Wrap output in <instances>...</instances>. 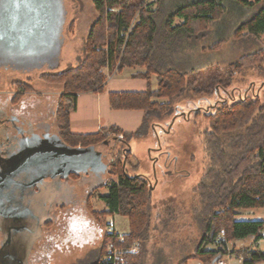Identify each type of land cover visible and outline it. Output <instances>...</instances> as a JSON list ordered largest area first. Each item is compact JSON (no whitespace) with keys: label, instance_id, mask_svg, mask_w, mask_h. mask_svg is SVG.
<instances>
[{"label":"trees","instance_id":"trees-1","mask_svg":"<svg viewBox=\"0 0 264 264\" xmlns=\"http://www.w3.org/2000/svg\"><path fill=\"white\" fill-rule=\"evenodd\" d=\"M92 4L97 17L85 38L80 63L60 71L45 70L40 76L46 83L62 86L55 120L57 133L68 146L98 145L111 137L116 140L109 171L118 178L106 184L109 191L101 195L107 209L96 212L88 204L89 211L94 216H126L129 232L123 234L125 240L120 246L129 248L139 241L141 249L127 253L126 257L127 264H142V250L151 223L153 184L144 175H128L126 163L132 155L131 140L155 131L156 118L177 116L175 104L179 100L189 97L193 102V97L203 95L200 99L207 101L204 108L196 105L194 109L197 116L203 111L210 122L203 140L204 174L195 188L202 204L203 235L194 253L178 264H188L193 257L203 264H215L214 260L224 251L221 245L230 242L232 252L244 256L245 264L264 262L263 251H248L234 245L250 237L258 239L264 232V220L235 219L237 210L264 207V102L259 98L261 91L251 96L248 93L236 96L229 90L234 76L243 69L264 70V45L227 67L217 66L207 78L196 65L195 57L203 49L220 46L228 35L235 39L252 38L260 43V35L264 33L263 0H92ZM232 10L236 13L233 26L229 20ZM225 22L232 31L217 37L210 45L202 43L212 28L224 29ZM136 66L144 71L133 77L145 79L148 88L111 91L108 95L113 110L143 111L139 127L131 132L117 125L93 133L74 132L70 118L77 107L78 94L104 93L105 70ZM153 74L158 80L155 91L150 87ZM30 80L14 81L17 92L13 102H19L26 92L33 90ZM222 91L228 96H223ZM156 98L169 101L159 102ZM222 231L224 240L218 241ZM109 239L107 235L106 242ZM106 242L98 258L88 264H101ZM205 244H216L218 248L208 250Z\"/></svg>","mask_w":264,"mask_h":264},{"label":"rangeland","instance_id":"rangeland-1","mask_svg":"<svg viewBox=\"0 0 264 264\" xmlns=\"http://www.w3.org/2000/svg\"><path fill=\"white\" fill-rule=\"evenodd\" d=\"M62 1L66 16L64 15L62 23L64 41L61 45L59 60L55 57L49 60H38L31 64H41V68H32L33 65L30 70H23L21 67L14 68L6 64L0 65V100H2L0 101V115L2 117L5 113L7 114L5 110L8 108V113L12 114L9 115L11 118L13 115L18 116V123L21 127L24 124L22 121L27 120V135L31 133L29 129L35 128L34 133L36 134L31 133L34 137L26 141L29 145H34L39 139L49 138L53 134L58 135L55 111L63 89L61 85L44 82L40 76L45 70L60 71L70 66L75 67L80 63L84 56L85 38L97 17L92 0ZM235 19L236 13L232 10L229 17L232 26ZM72 21H74V27L70 28ZM223 25L224 29L222 27L212 28L209 36L202 43L210 45L212 41L214 43L217 40V37L232 31V27H228L226 22ZM259 41L260 43L252 38L235 39L233 35H228L220 46L215 49H203L197 56L195 55L196 62H198L196 65L207 78L214 73V68L217 66L227 67L242 55L264 45V33L260 35ZM57 61L59 64H55ZM42 64L51 66H42ZM105 71L107 81L104 93L99 94L98 98L92 92L80 95L79 110L72 114L75 131L89 133L97 131L99 118L104 119L108 127L117 125L129 132L135 129L134 117L126 118L124 114H118L110 109L108 93L122 90H146L147 81L132 76L133 73L144 71V69L136 66L123 70L116 68L113 71ZM16 80H30V85L33 86V90L26 92L17 103L13 102L17 92L16 85L13 84ZM150 86L154 90L158 88L157 75L151 76ZM261 87H264V70L259 67L246 68L234 76L233 85L229 90L234 91L236 96H240L241 93L244 95L248 93V96H251L256 91L257 93L261 91L259 98L264 102V88ZM8 93L10 97H6ZM222 93L223 96H228L223 91ZM201 96L193 97V102L189 97L179 100L175 104L176 108L182 111L179 115L156 118L155 132L152 131L147 137L131 140L132 155L126 163L127 173L129 176L144 175L153 184L151 223L148 229L149 235L142 250L144 254L142 264H178L181 259L194 253L195 247L202 238L203 226L200 215L202 204L195 193V188L204 174L206 158L203 140L204 132L210 128V122L203 111L197 116L194 110L196 105L204 108L207 103L205 99H200ZM4 97L6 98L3 99ZM6 99L9 101L5 102ZM87 99L88 102L83 104ZM156 100L169 101L168 98H156ZM228 100L231 101V98L229 97ZM139 114L142 116V112ZM5 119L0 118L6 123L8 117L6 116ZM9 121L11 126L14 125L13 121ZM12 132L15 133V129ZM109 170L110 166L103 175V180L98 182L84 180L83 178L88 175L81 173V181H79L80 178L76 180L72 188L74 196L70 202L64 206H52L53 210L47 207L40 211V216L49 215L51 221L45 225L41 235H36L31 242L34 249L30 264H33L39 257L44 258L45 263H49L52 256L64 257L66 260L60 261L62 264H69L71 259H73L71 264H88L96 255L99 256L106 242L108 222L115 219L116 229L119 232L129 229L126 216L122 217L119 214L94 216L89 211L88 204L94 211L102 210L106 206L105 202L99 198V193H107L109 189L106 183L117 181L118 178ZM94 184L97 188L91 192L90 187L93 188ZM262 210L264 209L242 210L237 219H264ZM24 219L30 222L36 221L29 214L25 215ZM0 222H2L0 238L3 237L4 225L13 228V232L16 231L15 220L6 218L0 219ZM100 233L102 235L98 237ZM51 241H53L56 252L54 247L49 245ZM44 246L51 247V251H44L43 249H46ZM228 246L231 249L232 243L230 242ZM80 255L82 257L78 258ZM188 264L203 263L193 257L189 259ZM232 264H238V260L234 259Z\"/></svg>","mask_w":264,"mask_h":264},{"label":"water","instance_id":"water-1","mask_svg":"<svg viewBox=\"0 0 264 264\" xmlns=\"http://www.w3.org/2000/svg\"><path fill=\"white\" fill-rule=\"evenodd\" d=\"M64 15L62 0H0V65L30 70L41 68L31 64L38 60H59ZM115 141L111 137L98 145L71 147L56 134L34 145L22 141L19 149L0 157V191L21 188L16 177L22 174L31 175V187L72 172L100 176L113 159Z\"/></svg>","mask_w":264,"mask_h":264},{"label":"crops","instance_id":"crops-1","mask_svg":"<svg viewBox=\"0 0 264 264\" xmlns=\"http://www.w3.org/2000/svg\"><path fill=\"white\" fill-rule=\"evenodd\" d=\"M126 68H133V67H126ZM135 73H133V75ZM140 79H143V78H140ZM152 90L155 91L154 89ZM9 94L10 93H8L6 97H10ZM82 94L84 93L78 94L77 107L74 111L71 112L70 124H71V129L76 133H89L86 131H75V129L73 128L72 114H74L75 112L79 110V106H80L79 99H80V95ZM93 94L95 95V97L98 98L99 94H102V93H93ZM6 97H4L3 99H5ZM92 97H90V99ZM108 98H109V95H108ZM6 101H9V100L6 99L5 102ZM87 102H88V99L84 101L83 104ZM109 107H110V103H109ZM111 110L114 112H117L118 114L120 113L124 114L126 118L134 117V119L136 120V123H135L136 127L132 131L136 130L142 122L143 111L141 110H113V109ZM6 111H7V114L5 113ZM5 112H4L5 113L4 116L1 117L0 115V118L1 119L3 118L4 120H6L5 119L6 116L8 117V120L6 121V123L0 120V157H7L10 154V152L16 151L19 146L18 145L16 146V148H12V149L10 148L9 150V142L12 141V135L16 136V134L12 132V130L15 129V127L13 125L11 126V122L9 121L10 120L9 115H12V114L8 113V108H6ZM141 112H142V116L139 114ZM103 120L104 119L99 118V124L97 127V131L102 127H108L105 125ZM150 133H152V131ZM18 138H20L19 134H18ZM14 141L15 140H13V142ZM104 174L105 173L101 174L100 176L96 174H92V175L87 174L88 176H85L83 179L88 180L89 182H94V181L98 182L100 180H103L102 177ZM80 175H81L80 173L72 172L69 174L60 175L58 177H55L52 180H45L43 183L34 185L32 187L31 185L27 184V185H24L21 189L16 188L15 194L10 193L7 187L3 188L0 191V219L11 218L16 221V224H15L16 231L15 232H13V228H9V226L4 225V230H3V235H2L3 237L0 238V264H30V257L33 254L32 251L34 249L32 248L31 242L36 235H41V232L44 229L45 225H47L48 222L51 221L49 215L40 216V211L46 209L47 207H50L53 210L52 206H58V205L64 206L66 203L70 202L72 197L74 196V191L72 190V188L75 185L76 180L80 178ZM81 179L82 178H80L79 181H81ZM30 182L31 181H29V184ZM96 188H97L96 184H94L93 188L90 187L91 192H93ZM107 193H104V194H107ZM104 194L99 193V198H101V195H104ZM86 200H88V198H86ZM258 208L264 209V207H258ZM258 208L237 210L235 219L238 221L264 220L261 218L259 219H253V218L237 219V216L240 213V211L242 210L250 211V210H255ZM106 209H107V206H105V208L102 210H96V211H105ZM262 211L264 212V210ZM27 214L34 217L36 221L30 222V220H25L24 217ZM122 217H125V216H122ZM110 222H108V224ZM113 222H116V220L114 219ZM1 225H2V222H0V226ZM128 232H129V229L127 231H122L119 233L127 234ZM101 235H102L101 233L100 235L98 234V237H101ZM105 236H106V230L103 234L104 238ZM200 241H201V238H200ZM49 245H52L54 247L53 241L49 242ZM234 245H236L237 248H247L248 251L259 250V251L264 252V232L262 233V237L258 239H254L250 237L244 240H239L236 243H234ZM44 247L46 248V246ZM53 247H52V250H53ZM204 247L205 249H208V250H214L218 248V245L205 244ZM232 247H233V244H232ZM43 250L46 252L51 251V247H48ZM54 250H55V247H54ZM80 257L82 256L81 255L78 256V258ZM97 258L98 256L96 255L93 260H96ZM242 258H243L242 262L238 261V264H245L244 256ZM44 260H45L44 258L39 257V259L35 260L33 264H62L61 262L66 259L64 257L60 258L57 256L56 257L52 256L49 263H45ZM72 261L73 259L70 260L69 264H71ZM256 264H264V262H259Z\"/></svg>","mask_w":264,"mask_h":264},{"label":"built area","instance_id":"built-area-1","mask_svg":"<svg viewBox=\"0 0 264 264\" xmlns=\"http://www.w3.org/2000/svg\"><path fill=\"white\" fill-rule=\"evenodd\" d=\"M107 235H110V239L106 242L104 254L101 257V264H127L126 254L130 252H137L139 250L140 242L137 241L129 248H124L120 244L125 240L123 234L119 233L116 229L115 222L108 224ZM218 241L224 240V232L222 231L217 238ZM227 243L225 246L221 245L224 251H222L215 264H232L234 259L242 262L243 258L240 254L232 252ZM220 246V247H221Z\"/></svg>","mask_w":264,"mask_h":264},{"label":"flooded vegetation","instance_id":"flooded-vegetation-1","mask_svg":"<svg viewBox=\"0 0 264 264\" xmlns=\"http://www.w3.org/2000/svg\"><path fill=\"white\" fill-rule=\"evenodd\" d=\"M221 99H222V97L220 98V100ZM176 111H177V113H176L177 115H179L182 112L180 108H177ZM10 120L14 122L13 123L14 124L13 126L15 127V134H16V136H13L12 135V141L9 142V150H10V148L11 149L12 148H16V146H18V145L20 146V144H21L22 141H24L27 144V142H26L27 139L28 138H33L34 136H32L31 133H34V131H35V128L34 129L31 128V129H29V132H31V133H29L27 135V128H28V126H27V120L22 121L24 123L23 124V127H21L20 126V123H18L19 122V119H18L17 116H14L13 115L12 118L10 116ZM18 134L20 135V138H18ZM34 134H36V133H34ZM53 135H51L49 138H46L45 137L44 139L50 140ZM13 140H15V141L13 142ZM41 140L42 139H39V141H41ZM27 145H29V144H27ZM19 146H18L17 149H19ZM10 153H12V152H10ZM30 176L31 175L22 174V175H19L18 177H16L17 180H19V182H18L17 185H19V187H21V186L23 187L24 185L29 184V181L32 179ZM27 177H28V179H26ZM9 191H10V193H14L15 194L16 187L14 185H12V187H9Z\"/></svg>","mask_w":264,"mask_h":264},{"label":"bare ground","instance_id":"bare-ground-1","mask_svg":"<svg viewBox=\"0 0 264 264\" xmlns=\"http://www.w3.org/2000/svg\"><path fill=\"white\" fill-rule=\"evenodd\" d=\"M109 168V167H108ZM81 174V173H80ZM100 263H101V261H100Z\"/></svg>","mask_w":264,"mask_h":264}]
</instances>
